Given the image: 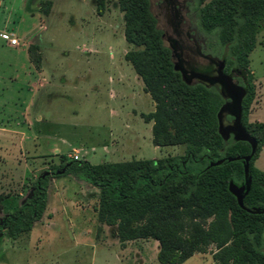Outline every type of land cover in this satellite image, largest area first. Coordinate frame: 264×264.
Returning a JSON list of instances; mask_svg holds the SVG:
<instances>
[{
	"label": "rangeland",
	"instance_id": "1",
	"mask_svg": "<svg viewBox=\"0 0 264 264\" xmlns=\"http://www.w3.org/2000/svg\"><path fill=\"white\" fill-rule=\"evenodd\" d=\"M46 1L0 2V32L16 39L11 45L0 36V216L29 193L40 171L62 163L60 155L71 160L67 155L75 153L77 160L105 164L183 152L181 145L151 142L154 101L124 59L134 46L123 40L116 0H102L101 14L96 0H49L44 11ZM157 1L148 4L165 33L163 44L168 46L167 36L177 55L193 59L185 49L189 42L173 31L187 26L179 21L182 12L171 10L167 23ZM166 1L171 7L182 0ZM34 10L39 13H29ZM191 33L208 51L205 35L194 27ZM28 45L36 48L31 57L39 58L37 64L27 55ZM247 59L253 96L246 120L264 122V24ZM37 71L48 82L36 92L29 83ZM253 164L264 171V145ZM85 182L68 173L49 177L44 211L31 229L16 238L0 229V264H161L155 239L119 242L115 225L97 221V187ZM212 249L193 252L178 264H211Z\"/></svg>",
	"mask_w": 264,
	"mask_h": 264
},
{
	"label": "trees",
	"instance_id": "2",
	"mask_svg": "<svg viewBox=\"0 0 264 264\" xmlns=\"http://www.w3.org/2000/svg\"><path fill=\"white\" fill-rule=\"evenodd\" d=\"M102 13V0H96ZM122 16V36L134 49L124 59L154 101L151 142L155 146H183L180 155L131 159L105 164L67 160L40 171L18 205L0 216V229L16 238L31 229L45 208L49 177L72 174L97 187L96 219L115 225L119 242L150 237L157 241L156 260L178 264L209 245L211 264H264V212L239 206L228 191L231 179H244L241 159L250 146L245 141H224L217 133L216 112L224 102L216 87L185 84L172 69L170 50L149 10L148 0H116ZM50 1L45 3L47 11ZM194 26L207 40L208 52L225 61V70L240 75L245 88L240 121L256 147L248 160L247 208L264 207V171L254 166L264 145V122L246 120L253 96L247 56L255 34L264 24V0H191ZM34 45H28L31 57ZM230 119V117H228ZM222 159L219 164L213 162ZM56 172V170H61ZM46 171V172H44Z\"/></svg>",
	"mask_w": 264,
	"mask_h": 264
},
{
	"label": "water",
	"instance_id": "3",
	"mask_svg": "<svg viewBox=\"0 0 264 264\" xmlns=\"http://www.w3.org/2000/svg\"><path fill=\"white\" fill-rule=\"evenodd\" d=\"M172 55V53H171ZM207 65L202 72L190 73V76H195L200 80L211 82L210 85L216 84L217 91L220 96L227 101H224L216 112L217 119V133L220 137L226 141L229 136L234 141H245L250 146V151L247 155L241 157L227 158V160L241 159L243 166L244 179L240 184L233 182L231 179L228 180L227 188L228 191L235 197L236 202L239 206L245 208L251 212H264V207H252L247 208L242 204V197L248 190L250 183V176L247 174L248 160L253 155L256 147V142L251 138L243 128L240 117H241V100L245 94V88L232 80L231 74L223 72L224 60L213 58L208 56ZM214 66L210 69L209 67ZM172 69L179 72L181 80L185 84H191L186 78V71L179 67L176 62L172 63ZM205 85V86H210ZM225 114L231 117L230 121H224ZM222 159L213 162V164H219ZM56 170V172L62 171ZM46 172V171H44Z\"/></svg>",
	"mask_w": 264,
	"mask_h": 264
},
{
	"label": "flooded vegetation",
	"instance_id": "4",
	"mask_svg": "<svg viewBox=\"0 0 264 264\" xmlns=\"http://www.w3.org/2000/svg\"><path fill=\"white\" fill-rule=\"evenodd\" d=\"M190 1L191 0H189V1L182 0L180 3H177L174 1L171 3V7H170L166 0H158L157 2L159 5H157V7L160 9L161 8L163 9L164 17L166 18L167 23H170V15L172 14L171 10L174 11V13H176V14H179L182 12L181 15L179 16V21L183 22L185 20L187 22L186 23L187 26L184 30L181 31V28H179V30H173V31L178 38L180 36V37H182V40L184 42H189L190 47L185 46V49H186V51L187 50L192 51V54L194 57H193V59H190V56L188 54H185L181 57L179 55H177L176 54V48L171 44L169 37L165 36V39L168 42L167 47L170 50L171 63L176 62L179 67H181L182 69H184L186 71L185 75H186V78L190 81V83H201L204 85H210L211 82L200 80L195 76H190V73L191 72L196 73V72L204 71V69L207 65V59L206 58L208 56L213 57V58H218V59H223V58L220 56H217V55H213L212 53H210L208 51H204V48L200 47V45H198L196 43L195 39L192 37L191 29H192V27H194V29H196V28H195L194 24H192V22L190 21V16L193 17V12L190 9ZM152 15L157 22L156 16L154 14H152ZM185 15H188V21L186 20ZM164 35H165V33L163 31H161V35H160L161 39L164 37ZM171 53H172V55H171ZM214 66L215 65H213L212 67L210 66L209 68L212 69V68H214ZM224 68H225V61H224L223 72L226 74L230 73L232 76V80L234 82H236L237 84H239L238 83V79H240L239 73L237 71L232 70V69L225 70ZM239 85H241V84H239ZM210 86H214V87H216V89L218 88L216 84H212ZM241 86H243V85H241ZM224 101H227V99ZM230 120H231V117L228 121H230Z\"/></svg>",
	"mask_w": 264,
	"mask_h": 264
},
{
	"label": "crops",
	"instance_id": "5",
	"mask_svg": "<svg viewBox=\"0 0 264 264\" xmlns=\"http://www.w3.org/2000/svg\"><path fill=\"white\" fill-rule=\"evenodd\" d=\"M19 2H21V3H27V1L28 0H18ZM0 2L2 3V0H0ZM30 14H38L39 12L37 11V10H34V11H32V12H29ZM1 33V32H0ZM26 49V48H25ZM35 74H36V78H35V81L34 82H31V83H29V86H30V88L31 89H33L34 91H38L40 88H44V86H45V83H47L48 82V80L46 79V78H44V77H42V74H41V72H34ZM25 111H26V109H24ZM37 118V120H40V117L39 116H37L36 117ZM25 122L27 123V121L25 120ZM20 140H22V139H20ZM57 150L56 149H54V152H56ZM254 163V162H253ZM85 183H87V184H90V183H88V182H85Z\"/></svg>",
	"mask_w": 264,
	"mask_h": 264
},
{
	"label": "built area",
	"instance_id": "6",
	"mask_svg": "<svg viewBox=\"0 0 264 264\" xmlns=\"http://www.w3.org/2000/svg\"><path fill=\"white\" fill-rule=\"evenodd\" d=\"M0 36L8 41L9 44L15 45L16 39L14 37H7L5 34L0 33ZM68 158H71L72 160H77L78 156L75 153H72L70 155H67Z\"/></svg>",
	"mask_w": 264,
	"mask_h": 264
}]
</instances>
